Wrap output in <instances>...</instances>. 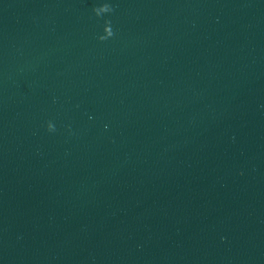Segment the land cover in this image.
<instances>
[{"label": "water", "instance_id": "water-1", "mask_svg": "<svg viewBox=\"0 0 264 264\" xmlns=\"http://www.w3.org/2000/svg\"><path fill=\"white\" fill-rule=\"evenodd\" d=\"M0 264H264V0H0Z\"/></svg>", "mask_w": 264, "mask_h": 264}]
</instances>
